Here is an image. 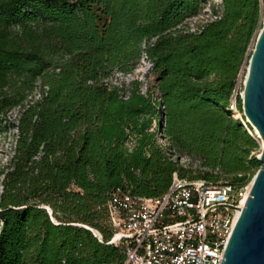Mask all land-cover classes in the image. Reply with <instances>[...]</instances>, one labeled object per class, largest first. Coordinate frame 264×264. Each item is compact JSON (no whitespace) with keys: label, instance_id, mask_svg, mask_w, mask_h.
<instances>
[{"label":"trees","instance_id":"1","mask_svg":"<svg viewBox=\"0 0 264 264\" xmlns=\"http://www.w3.org/2000/svg\"><path fill=\"white\" fill-rule=\"evenodd\" d=\"M206 1L0 0V134L19 110L0 195V264H122V248L109 244L117 190L158 198L174 172L234 188L252 181L258 142L229 102L264 0H222L214 19L181 29ZM142 55L157 98L138 80L108 81ZM175 152L199 159L197 173Z\"/></svg>","mask_w":264,"mask_h":264},{"label":"built area","instance_id":"2","mask_svg":"<svg viewBox=\"0 0 264 264\" xmlns=\"http://www.w3.org/2000/svg\"><path fill=\"white\" fill-rule=\"evenodd\" d=\"M245 78L242 69L229 102L232 112ZM250 188L251 183L234 188L174 172L168 191L158 198L117 190L107 203L114 232L109 244L122 248V264H221Z\"/></svg>","mask_w":264,"mask_h":264},{"label":"water","instance_id":"3","mask_svg":"<svg viewBox=\"0 0 264 264\" xmlns=\"http://www.w3.org/2000/svg\"><path fill=\"white\" fill-rule=\"evenodd\" d=\"M241 101L243 116L263 148L221 264H264V22L249 56ZM46 211L51 215L49 208Z\"/></svg>","mask_w":264,"mask_h":264},{"label":"rangeland","instance_id":"4","mask_svg":"<svg viewBox=\"0 0 264 264\" xmlns=\"http://www.w3.org/2000/svg\"><path fill=\"white\" fill-rule=\"evenodd\" d=\"M221 1L222 0H207L205 3L201 5L200 10L195 17L189 18L184 21L181 29L189 30L190 32L196 31L197 28H199L200 26L214 19V17L211 14V9L212 7L218 8V6L221 4ZM263 22H264V7L262 6L261 27H262ZM259 31L260 30H258L257 32ZM254 40L255 38L253 39L252 45H250L249 47V53H248L249 56L253 49ZM249 56L247 58V61L243 63L242 68H241V70L243 69V77H245L247 73ZM149 66L150 65L147 62L145 56L142 55L141 58L136 63L135 68L130 73L124 74V73H120L117 71H113L108 81L110 85L122 86V85H127L133 80H138L142 84L141 93L146 94L149 91L153 98H157V92L154 89L155 80L153 77L148 78ZM39 92H40V89L39 88L36 89V91L34 92V99L38 98ZM18 113H19V110L15 109L7 114L5 119H6L7 124L9 125V128L7 129L6 132H2L0 134V195L3 191V186H2L3 174L6 171V166L9 163V160L11 159L12 152H13V144H14L15 137H16V131L15 129H13V126H14L13 124L15 123L14 121L17 118ZM233 118L239 120L242 123L243 127L246 129V131L248 132L249 130L250 133H253L252 135L256 139V136L253 130L247 124V120L243 116V113H241L239 111V108L237 107H236V111L233 112ZM243 122L246 124V127L243 124ZM247 125L249 126L250 129L248 128ZM155 129H156V123L153 122L152 130H155ZM161 133L162 131L160 130L158 131V134H157L158 145L162 147L163 149H167L170 147L169 141ZM250 133L248 132L249 135ZM262 148L263 147L261 145V141L258 140V148L253 153L256 155V158L259 157ZM171 159L177 160L179 165L184 168L191 167L195 173H197L198 167L200 166L199 159L193 156H189L184 153L175 152L174 156H172ZM0 227H1V224H0ZM95 234L99 236L96 231H95Z\"/></svg>","mask_w":264,"mask_h":264},{"label":"bare ground","instance_id":"5","mask_svg":"<svg viewBox=\"0 0 264 264\" xmlns=\"http://www.w3.org/2000/svg\"><path fill=\"white\" fill-rule=\"evenodd\" d=\"M253 134V133H252ZM261 145H262V147H263V142L261 141ZM95 233V232H94Z\"/></svg>","mask_w":264,"mask_h":264},{"label":"clouds","instance_id":"6","mask_svg":"<svg viewBox=\"0 0 264 264\" xmlns=\"http://www.w3.org/2000/svg\"><path fill=\"white\" fill-rule=\"evenodd\" d=\"M149 68H150V66H149Z\"/></svg>","mask_w":264,"mask_h":264}]
</instances>
